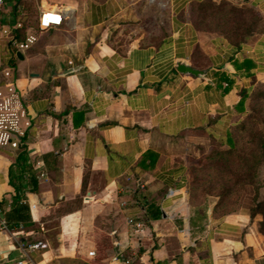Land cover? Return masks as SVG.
<instances>
[{"label":"crops","instance_id":"obj_1","mask_svg":"<svg viewBox=\"0 0 264 264\" xmlns=\"http://www.w3.org/2000/svg\"><path fill=\"white\" fill-rule=\"evenodd\" d=\"M198 1L36 0L28 47L0 39L12 74L0 92L18 96L17 132L0 145V264H264L260 214L217 213L215 196L196 206L188 192L194 149L222 140L264 81V25L239 48L216 33L205 43ZM247 4L264 23V0ZM54 8L61 24L40 29ZM20 17L8 2L0 24ZM127 27L123 44L109 38Z\"/></svg>","mask_w":264,"mask_h":264},{"label":"trees","instance_id":"obj_2","mask_svg":"<svg viewBox=\"0 0 264 264\" xmlns=\"http://www.w3.org/2000/svg\"><path fill=\"white\" fill-rule=\"evenodd\" d=\"M8 2H12V11L16 14L21 15V26L13 30L14 37L17 41H22L25 39V34L28 28L33 27L37 28V20H36V14H33V8L34 3H36V0H7ZM247 8H253L255 15L251 17V20L249 22H246L245 19H243L244 10L245 8L243 6H238L230 3L226 0H221L220 2L216 3L214 0H200L196 3H194L190 10V17L197 28V26H200L205 19L208 17L209 12H215L216 17V27L217 29L214 30L216 34L224 37L231 45H233L236 48H239L243 42L250 37L253 33L260 30L258 27L259 21L262 20V15L260 12L255 9L252 5L246 4ZM237 15L238 17L235 20L229 19L231 15ZM35 17L34 19V25L30 24V18ZM222 20V21H220ZM225 20H227L225 22ZM10 46V45H9ZM10 52L12 54L15 53V48L10 46ZM245 64L249 63L250 61L247 59H244L243 61ZM244 99L245 95L241 96V99L237 103V106L240 107V109L245 113L244 108ZM234 122L229 126L226 134L224 135L222 140H218L219 143H228V148L225 149H215L213 153L207 156V164L208 167L215 166L217 168V171L225 170L229 172V177L233 178L235 176L236 183H251L255 185V195H254V205L249 208V212L251 216H254L256 214L261 215V219L258 222L259 230L264 233V199H258L257 192H258V186H257V172L260 164L264 161V134H262L258 140V143L256 141L250 139L249 143L256 144V148H250L247 152H239V150L236 147V138L234 133L232 132V127L234 126ZM235 157L237 158V162L241 164V167H236V171H240L243 173V176L238 175L237 173L232 177L235 169L234 167L231 168L233 165L232 163L235 160ZM229 164L232 165L229 167ZM229 168V169H228ZM231 168V169H230ZM241 179L243 181H241ZM227 181H231V179H227ZM192 184H195L197 182L201 183V178L196 177V175L192 179ZM212 185L207 189V192L209 195L215 196L216 202L213 207V211L217 213H226L232 210H236V208L227 210V204L226 200L229 198V194L231 192V187H223L219 192L212 190ZM194 190V187L189 186L188 184V192H189V198L190 201L195 204L196 206L199 205L201 202L196 203L194 202L192 198V192ZM203 200H205L203 198ZM203 202V201H202ZM204 204V203H203ZM202 204V205H203ZM205 205V204H204ZM28 209L27 205L25 204H18L16 203L13 207V210L15 213H17L16 219H23V213ZM7 224L11 225L10 222L6 221Z\"/></svg>","mask_w":264,"mask_h":264},{"label":"rangeland","instance_id":"obj_3","mask_svg":"<svg viewBox=\"0 0 264 264\" xmlns=\"http://www.w3.org/2000/svg\"><path fill=\"white\" fill-rule=\"evenodd\" d=\"M216 3L220 2L221 0H214ZM230 3L238 6H243L245 8V12L243 15V19L246 22L251 20V17L255 15L253 8H247L246 4L249 0H226ZM38 3H34L33 14L37 13ZM162 15V14H161ZM215 12H209L207 19L204 22L197 26L199 33L201 34L202 38L205 40L204 42L208 41V38L215 34L214 30L217 29L216 27V17L214 16ZM163 16H159L160 20H163ZM238 16L231 15L229 19L235 20ZM35 17L30 18V24L34 25ZM222 21V20H220ZM227 20H225L226 22ZM264 25L263 21L260 20L258 27L261 28ZM34 28V26H33ZM118 28H113L111 36L109 37L111 40H116L119 44H123L124 40L127 39L128 35L131 32V28H124L122 34L115 38V34ZM33 30V29H32ZM218 30V29H217ZM258 32V31H257ZM255 32V33H257ZM254 34V33H253ZM252 34V35H253ZM145 39H148L147 37ZM234 126L232 127V132L236 138V147L239 152H247L250 148H256V144L249 143V140L254 138V141L258 143V140L262 134H264V81L259 82L255 85L254 89L251 91L249 95L248 104L246 107L245 113L239 115V117L235 120ZM253 137V138H252ZM16 145V143H15ZM228 143H219L217 140H208L203 144L199 150H196V154L189 160V178L188 184L189 186L194 187L192 192V198L194 202L199 203L204 199H209L210 196L207 192V189L212 185V190L220 191L223 187L230 186L231 192L229 194V198L226 200L227 210L233 208H242L247 207L250 208L254 205V195H255V185L251 183H236L235 181V174L243 176L239 170L236 171V167H241V164L237 162V158L235 157L234 162L232 165L229 164V167L235 169L232 177H229V172L227 171H217L215 166L208 167L207 164V156L213 153L215 149H225L228 148ZM230 168V169H231ZM229 169V168H228ZM196 175V177L201 178V183L197 182L192 184V179ZM227 179H231V181H227ZM241 181H243L241 179ZM257 186L258 192L257 196L258 199H264V161L260 164L257 172ZM217 199V198H216Z\"/></svg>","mask_w":264,"mask_h":264},{"label":"built area","instance_id":"obj_4","mask_svg":"<svg viewBox=\"0 0 264 264\" xmlns=\"http://www.w3.org/2000/svg\"><path fill=\"white\" fill-rule=\"evenodd\" d=\"M8 7L7 0H0V11H4ZM51 13L54 18L47 17ZM63 19V11L59 9H47L45 11H42L40 13V16L38 18V27L40 29H49L55 26H58L61 24ZM21 23L19 21H16L13 25L11 24H0V39L5 37L9 43L18 48V49H25L28 47V43L33 40V36H28L25 41L19 42L14 37V34L12 33V30L16 27H19ZM0 75H2L6 80L11 77V70L8 67L2 66V59H1V50H0ZM10 93L9 96L3 97L2 93L0 92V145H4L10 141L11 136L14 134V132H17V121L18 116L17 112L12 110V102L18 100V96L16 95L14 88H9ZM13 145H15V142H12ZM129 222H133L132 219H129ZM135 223V222H134ZM137 227L140 226V223L134 224ZM43 246L42 242H34V243H28L26 246L24 243L19 244V247L21 249L25 248H38ZM92 254L93 252H89ZM127 264H129V261H125ZM23 261H17L16 264H22Z\"/></svg>","mask_w":264,"mask_h":264},{"label":"water","instance_id":"obj_5","mask_svg":"<svg viewBox=\"0 0 264 264\" xmlns=\"http://www.w3.org/2000/svg\"><path fill=\"white\" fill-rule=\"evenodd\" d=\"M17 56L21 57L19 51L17 52ZM178 70L180 72H182V73H192V74H195V75H200V74H203L205 72V71H202V70H197V69L192 68L191 66L185 65V64H179L178 65Z\"/></svg>","mask_w":264,"mask_h":264},{"label":"bare ground","instance_id":"obj_6","mask_svg":"<svg viewBox=\"0 0 264 264\" xmlns=\"http://www.w3.org/2000/svg\"><path fill=\"white\" fill-rule=\"evenodd\" d=\"M47 17H50V18L53 17V18H54V16H52L51 13H49L48 15H46V18H47Z\"/></svg>","mask_w":264,"mask_h":264}]
</instances>
